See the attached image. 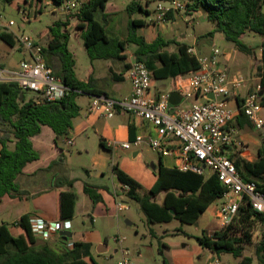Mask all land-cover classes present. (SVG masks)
<instances>
[{
    "label": "trees",
    "instance_id": "trees-1",
    "mask_svg": "<svg viewBox=\"0 0 264 264\" xmlns=\"http://www.w3.org/2000/svg\"><path fill=\"white\" fill-rule=\"evenodd\" d=\"M13 3L15 0H5ZM28 6L43 8L51 2L54 8L69 0H25ZM79 13L72 14L77 21L76 29L80 32L84 46L92 60H118L129 46H133L134 60L144 62L154 79H172L187 75L199 68L197 58L190 53L188 44H177V52H169V45L159 36L148 43L137 33L138 27L145 21L135 19L136 13L150 14L151 3L165 0H131L127 5L130 15L129 33L125 40L111 38L106 32L105 23L98 19L105 13L109 0H79ZM188 9L202 10L214 24V29L207 34L213 37L222 33L241 53L257 67L263 95L260 97L264 106V0H189ZM105 16V15H104ZM70 16L64 15L48 27L50 41L44 50L46 62L54 74L61 78L70 93L60 102H43L40 95L30 97L29 92L13 83H0V201L8 196L23 199L28 196L21 184L23 169L27 164L40 159V153L34 148L32 138L40 134L42 126L50 127L56 140L70 136L73 121L80 113L76 98L84 94L103 95L96 88L94 79L82 81L77 77V61L70 47L73 33L68 26ZM250 33L260 37L259 44L247 41ZM0 39L11 46L15 45L11 35L0 31ZM261 52V58L258 53ZM59 162V160H58ZM57 161L47 168L39 169L29 177L46 173ZM242 177L264 182V148L259 150V160L242 164L235 163ZM117 179L129 187L127 200H135L144 212L150 224L170 223L178 220L182 224H196L200 216L226 192L225 186L213 173L197 174L192 171H180L177 168L159 166L157 181L148 196L141 197L137 190L139 184L127 175L118 164L113 165ZM75 180L56 176L51 182V189H65L60 195L59 208L64 218H72L75 213L77 195L74 190ZM258 184L264 192V185ZM99 186L85 182L84 191L93 204L101 201ZM165 193L162 202L155 199ZM18 232L13 234L10 225L0 226V264H98L90 252V244L74 241L72 250L59 252L48 244L38 246L31 218L23 215L18 222ZM261 227V238L255 248V259L244 255L245 244L251 243L253 228ZM240 233V235H237ZM202 248L220 256L232 254L238 264H264V213L252 209L244 198L233 222L224 230L212 235L196 236ZM163 246H165L163 244Z\"/></svg>",
    "mask_w": 264,
    "mask_h": 264
},
{
    "label": "crops",
    "instance_id": "crops-1",
    "mask_svg": "<svg viewBox=\"0 0 264 264\" xmlns=\"http://www.w3.org/2000/svg\"><path fill=\"white\" fill-rule=\"evenodd\" d=\"M130 2L131 0H109L105 13L98 15V19L103 20L105 23L106 32L109 37L121 40H125L128 37L130 15L127 12V5ZM156 3L154 2L147 6L150 11V14H146L147 17L141 13H136L133 16L135 19L145 21V25L138 27L137 33L139 36L144 37L148 43L155 41L161 36L165 41L169 42V45L166 47L169 52H177V44H188L190 47L195 48L199 54L208 55L211 49L216 47L214 45L216 37L225 39L222 33H217L213 37H207V34L214 29V24L208 20L207 14L202 10L189 9L187 12L170 13L167 22L164 24L156 21L154 12ZM13 4L17 5L18 8L20 7L19 4L22 6L27 5L25 0H15ZM20 9L19 11L22 12ZM55 10L58 9L55 8ZM60 13L64 16L62 12ZM0 31L11 35L12 40L15 42L14 46L5 41L3 42L4 44H0V66L6 69H15L25 57L22 48L16 40L18 32L14 29L9 30L5 28L3 23H0ZM251 38L259 39L260 37L250 33L247 41L249 42L250 40L248 39ZM226 42V45L221 50L220 63L230 71L233 77L237 75L244 76L245 82L242 87L232 91V95L228 101L230 109L234 112V119L227 126V130L232 134L235 141L224 148V153L229 159L234 163L237 162L239 165L243 162L254 163L259 160V150L264 148V135L261 131L255 129L252 122L242 112V104L245 97L255 91L257 86L260 85V77L257 76V67L252 66L248 57L238 51L232 43L227 40ZM133 49L132 45L129 46L121 54L122 59L114 61L103 60L105 63L96 64L95 67L91 68V71L85 69L78 72L76 65L77 77L82 81H87L90 78L94 79L96 88L102 90L103 96L108 98L120 100L129 97L132 92V86L128 77V69L134 59ZM258 58H261V52L258 53ZM13 60H16V63H13ZM186 78V75L170 78L168 80L171 83L164 84L160 82L164 79L158 80L152 76V87L149 95L157 98L162 94L177 91L182 97L183 91L187 90ZM93 96L95 95L82 93L76 98V102L81 110L79 115L74 119L73 128L70 132V136L75 140L74 146H68L65 139L59 138L56 140L54 131L48 126H42L40 134L32 138L34 148L40 153V159L27 164L23 169L24 175L21 178V184L27 191L28 196L23 199L5 196L0 201V216H3L0 226L8 224L10 225L11 232L17 234L19 226L14 227V225L20 221L23 215H29L31 221L34 219L69 221L71 224L69 231L72 233V238L65 241L60 233H58L53 235L48 241L38 238L37 245L48 244L54 250L63 252L73 249L74 246H71L72 242L81 241L90 244V252L98 264H116L118 259L111 255L109 256L108 244L102 240V236L105 237L107 234L106 228H102L101 230L93 228L89 230L87 236L78 237V235L74 236L73 220L78 217H85L89 221L90 227H94L97 222L106 227L110 221L109 218H114L116 219L118 231L121 230L119 225L120 213L129 209L126 197L127 190L115 176L113 172L114 164L109 176V164L111 161L113 162L119 158L121 154L127 157L132 152L133 157L139 158L144 151L143 147H146V150L149 147L144 145L137 149H119L114 151L111 149V144L113 142L123 143L132 141L138 135L147 136L153 132V128L148 122L127 113H120L111 118H105L98 113H91L89 106ZM202 101L203 99L198 98L195 101L189 100L187 102L190 105L191 103H201ZM183 102L186 101L183 99L181 104ZM261 116L264 118V106L261 109ZM158 158L159 165L156 166L157 169L153 173L154 176L146 175L145 187H147L149 193L146 192L142 195L140 180L130 176L139 184L140 187L137 193L141 197L150 194V190L157 181L158 176L156 172H158L161 164L166 168H176L174 157H161L158 155ZM54 161H57V163L46 173L29 177L39 169L47 168ZM83 161L89 164L88 167H83V165L79 164V162ZM59 175L70 180H75L74 190L77 195V201L72 218H64L59 208L60 195L66 190L51 189L53 178ZM252 180L257 182V184L262 183L261 180H256L255 178H252ZM86 181L99 186L98 193L101 196V201L95 205L84 191ZM262 184L264 185V182ZM164 195L165 193H161L157 197L158 200L157 198L155 200L162 202ZM218 200H221L220 205L212 211L218 224L209 225L204 234L212 235L217 231L212 230L214 227L223 230L220 226L219 209L224 198L222 197ZM81 202L82 204H80ZM119 205H124L125 208L120 209ZM211 206L204 213H207ZM150 233L153 237L158 236V233H155L153 229H151ZM123 240L124 238H122ZM117 243L122 245V242ZM199 247L196 251L197 255H189L186 251H182L176 254L172 260L167 255L166 246H164V249H160V254L164 258V264H195L194 257L197 256L201 259L206 253H209L208 264L215 262L217 264H224L222 259H224L225 254L218 256L202 248L200 245ZM116 253H118L117 250ZM140 257L141 255L136 253L135 259L137 261H139Z\"/></svg>",
    "mask_w": 264,
    "mask_h": 264
},
{
    "label": "built area",
    "instance_id": "built-area-1",
    "mask_svg": "<svg viewBox=\"0 0 264 264\" xmlns=\"http://www.w3.org/2000/svg\"><path fill=\"white\" fill-rule=\"evenodd\" d=\"M81 3L79 0H69L57 9L70 16L79 13ZM188 4L189 0L158 1L154 10L156 21L164 24L170 13L187 12ZM26 19L23 16V20ZM3 25L11 30L16 23L9 20L3 22ZM16 40L25 57L15 69L0 66V83H13L22 90L37 93L43 102H60L68 96L70 88L63 84L46 62L44 50L47 45L23 32L16 34ZM188 53L197 58L200 66L186 75L187 90L183 91L182 97L186 102L201 98V103L194 102L186 106L180 103L174 106L169 102L170 93L157 98L150 96L152 73L144 62L133 59L128 69L131 95L120 100L103 95L93 96L89 111L105 118L127 113L151 124V134L138 135L128 142H113L112 150H131L146 145L161 157H174L176 168L180 171H192L201 175L208 170L215 174L226 188L224 201L219 209L220 226L224 230L233 222L244 198L249 201L253 210L264 213V192L260 190L257 182L246 181L236 164L224 153V148L235 141L227 130V126L234 119V112L228 101L232 91L242 87L245 78L242 75L233 77L221 65L222 52L217 47H213L208 55L199 54L193 47L188 49ZM260 91L261 86L258 85L255 91L245 97L242 112L255 129L264 135ZM208 94L213 96L212 100L206 98ZM65 141L68 146L75 144L71 136L65 138ZM124 188L129 190L128 186L124 185ZM119 206L120 209L125 208L124 205ZM31 224L35 236L44 241L71 228L69 221L34 219ZM17 226L18 223L14 225ZM114 240L122 242V238L118 236ZM73 245L74 242L71 243ZM116 264H131L127 250H122V257Z\"/></svg>",
    "mask_w": 264,
    "mask_h": 264
},
{
    "label": "rangeland",
    "instance_id": "rangeland-1",
    "mask_svg": "<svg viewBox=\"0 0 264 264\" xmlns=\"http://www.w3.org/2000/svg\"><path fill=\"white\" fill-rule=\"evenodd\" d=\"M19 6L22 12L19 11L17 5L8 3L5 0H0V23L14 20L16 25L12 29L16 30L18 33L23 32L38 38V41L47 45L51 39L49 32L47 31L48 27L62 16L60 11L55 10L51 3L47 2H45L43 8L40 9L35 6H22L21 4H19ZM23 16H26L27 19L23 20ZM144 16L147 17L145 14ZM69 22V30L74 34L70 40V47L77 59L78 72L85 69L91 71V68L95 67L96 64L105 63L103 60H95L93 62L84 46L80 32L76 29L77 21L75 17L70 15ZM248 40H250L249 42L252 44H256L257 41V44L260 43V38H251ZM3 42L4 41L0 39V44H4ZM214 42V45L220 50H222L227 43L226 40L223 38L221 39V37H216ZM13 63H16V60H13ZM160 82L164 84L171 83L168 79H164ZM28 94L30 97L35 96V94L31 92ZM182 105H189V102H183ZM145 148L146 147H143L144 151L139 158L133 157L132 152L127 157L121 154L119 158L110 162L108 169L110 176L112 165L118 163L119 168L125 173L129 176L138 178L142 185V195L146 192L149 193L147 187H145L146 175L154 176L153 173L155 170L153 169V165H159L158 154L153 152L150 148L147 150ZM79 164L83 165V167H88L89 165L86 161L79 162ZM156 174H158V172H156ZM127 202L129 209L125 212H121L119 217L120 231L117 229L116 219L114 218H109L110 221L106 227L99 222H97L94 227H90L87 218L78 217L73 220L74 236L78 235V237H83L88 235L90 229L96 228L97 230H101L102 228H106L105 230H107V234L105 237L102 236V240L108 244L109 256L111 255L119 260L122 257V250H127L131 264H164V258L160 254V249H164L163 244L167 247V255L170 260L175 258V255L182 251H186L189 255H197L196 251L200 247L196 240V236L206 233L205 231L209 225L218 224L212 211L220 205L221 200H217L212 204L209 211L204 213L198 222L193 225L182 224L178 220H173L172 222L165 224H150L144 212L141 210L140 205L135 200L128 199ZM80 204H82V202ZM2 219L3 216H0V224L2 223ZM129 222L131 224H129ZM151 229H153L155 233H158L157 237L151 235ZM212 230L218 231L219 228L214 227ZM237 235H240V233H237ZM251 235V243L245 244L244 255L255 259V248L261 238V227L256 225L253 228ZM116 236L124 238L122 245H119V243L114 240ZM116 250L118 253H116ZM136 253L141 255L139 261L135 259ZM208 254L209 253H206L201 259L195 256V264H208ZM223 258L222 261H224V264L238 263V259L232 254L227 253Z\"/></svg>",
    "mask_w": 264,
    "mask_h": 264
},
{
    "label": "water",
    "instance_id": "water-1",
    "mask_svg": "<svg viewBox=\"0 0 264 264\" xmlns=\"http://www.w3.org/2000/svg\"><path fill=\"white\" fill-rule=\"evenodd\" d=\"M260 95H262V93H260ZM206 98L212 100L213 96L211 94H208V95H206ZM169 102L171 105H174V106L179 105L182 102V97H181L180 93L177 91L171 92L170 96H169ZM153 169L154 170L157 169L156 165H153ZM208 173H209V171L207 170V174ZM129 224H131V223L129 222ZM60 235L63 237V239L65 241L72 238V233L70 231L60 232Z\"/></svg>",
    "mask_w": 264,
    "mask_h": 264
}]
</instances>
